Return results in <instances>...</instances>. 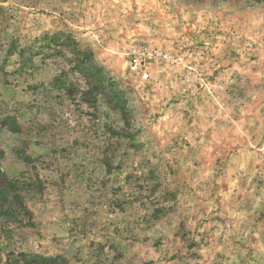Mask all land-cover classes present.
Returning a JSON list of instances; mask_svg holds the SVG:
<instances>
[{
	"label": "rangeland",
	"instance_id": "1",
	"mask_svg": "<svg viewBox=\"0 0 264 264\" xmlns=\"http://www.w3.org/2000/svg\"><path fill=\"white\" fill-rule=\"evenodd\" d=\"M35 255L264 264V0H0V264Z\"/></svg>",
	"mask_w": 264,
	"mask_h": 264
},
{
	"label": "trees",
	"instance_id": "2",
	"mask_svg": "<svg viewBox=\"0 0 264 264\" xmlns=\"http://www.w3.org/2000/svg\"><path fill=\"white\" fill-rule=\"evenodd\" d=\"M33 259H38L40 264H55L58 258H46L43 256L35 255Z\"/></svg>",
	"mask_w": 264,
	"mask_h": 264
},
{
	"label": "built area",
	"instance_id": "3",
	"mask_svg": "<svg viewBox=\"0 0 264 264\" xmlns=\"http://www.w3.org/2000/svg\"><path fill=\"white\" fill-rule=\"evenodd\" d=\"M139 65H140V63H139V59H138L137 57H135V58H134V63H133L132 68H133L134 70H139ZM144 76L146 77L147 74H144Z\"/></svg>",
	"mask_w": 264,
	"mask_h": 264
}]
</instances>
